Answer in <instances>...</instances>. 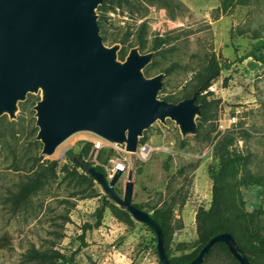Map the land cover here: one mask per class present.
Wrapping results in <instances>:
<instances>
[{
  "label": "rangeland",
  "instance_id": "rangeland-1",
  "mask_svg": "<svg viewBox=\"0 0 264 264\" xmlns=\"http://www.w3.org/2000/svg\"><path fill=\"white\" fill-rule=\"evenodd\" d=\"M219 3L127 0L120 5L104 3L96 10L102 23L100 35L107 46L114 44L112 38L122 39L124 44H120L127 54L142 24L145 47L140 52H148L155 38L162 39L158 53L143 69L147 77L168 70L158 92L160 99L176 103L187 94L194 74L211 56L220 65H229L210 85L212 91L208 89L209 116L198 134L182 139L173 122H155L142 137V144L150 148L146 160L120 153L125 167L114 184L119 196L130 166L133 204H143L144 211L151 214L164 201L174 203L173 232L167 245L171 257L188 255L198 246L195 214L210 202L208 171L217 165L213 147L219 134L226 130L247 133L246 137L239 136L233 147L250 154L249 171L264 182V0L235 7L227 14L217 11ZM244 56L247 58L241 60ZM38 99L39 95L28 94L18 104L13 121L6 115L0 118V264H41L29 260L32 250L71 256L72 264H159L154 234L143 224L134 221L130 226L115 218L112 205L118 206L107 198L100 225L83 232L82 227L96 222V211L105 194L95 181L80 177L87 176L65 153L71 150L74 155L94 136L76 133L52 156H40L32 110ZM101 149H112L113 153L104 151L101 155ZM101 149L96 156L98 165L110 166L118 154L112 147ZM36 155L42 159L37 161ZM100 155L102 159L108 156L107 162L99 161ZM88 157L86 162L94 166ZM52 161L56 162L54 175H48L37 193L11 212L7 193L16 190L40 164ZM257 188L242 190L249 212L264 210V190L260 188L258 202L248 192ZM261 219L264 223V215ZM201 264L235 263L222 249L214 248Z\"/></svg>",
  "mask_w": 264,
  "mask_h": 264
},
{
  "label": "water",
  "instance_id": "water-1",
  "mask_svg": "<svg viewBox=\"0 0 264 264\" xmlns=\"http://www.w3.org/2000/svg\"><path fill=\"white\" fill-rule=\"evenodd\" d=\"M104 1L0 0V118L6 115L13 121L18 104L28 94L39 95L32 110L40 156H52L80 132L124 146L132 157L144 131L155 122H173L182 139L196 134L201 116L197 92L176 103L160 99L165 73L152 77L143 73L154 51L142 53L135 45L120 59V43L104 44L96 13ZM65 155L72 156V163L99 185L107 199L148 227L156 239L159 263L171 264L157 221L132 203L131 167L119 196L114 184L121 170L107 180L71 150ZM218 242L225 244L238 264L248 263L234 239L222 233L211 237L187 264H201Z\"/></svg>",
  "mask_w": 264,
  "mask_h": 264
},
{
  "label": "trees",
  "instance_id": "trees-1",
  "mask_svg": "<svg viewBox=\"0 0 264 264\" xmlns=\"http://www.w3.org/2000/svg\"><path fill=\"white\" fill-rule=\"evenodd\" d=\"M160 1L166 2V0ZM253 1L257 0H220L217 11L220 14H227L231 9L247 6ZM125 2H127V0H105L98 9L102 8L104 3L120 5ZM98 25L102 30L100 19H98ZM144 29V24L139 26L134 44L130 45V48L138 45L139 49L142 50L145 47ZM104 39L106 40V38ZM111 40L112 43L118 41L122 45L124 44V40L122 39L117 40L116 38H112ZM161 44L162 39L155 38L152 46L147 51H154V55H156ZM118 55L120 59L125 57L126 53L124 48L121 47ZM246 58L247 56H244L241 60ZM228 66L229 65L226 63L220 65L215 57L211 56L208 59L207 65L194 74L191 90L176 100V102H178L187 97H191L193 93L197 92L195 103L200 105L201 112V116L197 118V134L200 131L202 123L205 122L209 116L208 111L211 103L208 101V98L211 92L208 89L210 85H212V82L218 78L220 71ZM165 73H168V70H166ZM165 101L172 102L171 100ZM239 136L246 137L247 133L244 131L237 132L236 130H226L222 134H219V139L213 147V156L217 159V165L209 168L208 171L211 180L210 202L207 208L199 207L196 211L195 229L198 246L190 254L171 257L167 249L168 242L173 232L172 218L174 203L172 201H164L160 207L154 209L150 214L151 217L157 221L162 230L165 255L171 264H187V262H190L196 257L200 249L211 237L222 233H227L234 239L238 246L239 253L247 259V264H264V223H262L261 219L264 215V210L259 209L249 212L245 207L244 198L242 196L243 188L259 187L264 190V182L257 180L249 171L248 163L250 154H242L233 147ZM143 142V138L139 140V144ZM91 149L92 143L85 142L83 148L74 155L86 160ZM104 151L111 154L113 153L112 149H101V155ZM101 155L98 157V160L107 162L108 156L102 159ZM35 159L40 161L42 157L36 155ZM55 166V161L40 164L36 171L26 176V178L19 183L16 190L12 192L9 191V193H7L9 210L11 212H16V210L26 203L31 196L35 195L42 185L45 184L48 175H54ZM73 166L77 167L74 164ZM94 168L102 172L106 178L105 171L101 164L95 165ZM86 176L87 177L80 175L81 178H86L90 182L94 181L90 176ZM89 196L90 195H87V197ZM105 199L106 197L103 195V202L96 211V222L93 225L86 224L82 227L83 232L100 225L104 210L107 206ZM135 205L139 209L144 210L143 204ZM112 209L115 218L119 221L130 226L134 223L130 215L122 208L112 205ZM214 248L222 249L231 261L238 264L222 242L215 243L204 255L203 260L211 254ZM28 258L31 261L41 264H53L58 261H60L61 264H72L71 256H65L59 252L48 254L32 250Z\"/></svg>",
  "mask_w": 264,
  "mask_h": 264
},
{
  "label": "built area",
  "instance_id": "built-area-1",
  "mask_svg": "<svg viewBox=\"0 0 264 264\" xmlns=\"http://www.w3.org/2000/svg\"><path fill=\"white\" fill-rule=\"evenodd\" d=\"M209 90L212 91V88L209 87ZM93 136H94V138L91 140L92 151L89 154L88 159L90 161L91 160L94 161L95 165H98V163H97L98 161H96L97 152L101 148H103L104 146L112 147L116 151V154H118V156H116L114 158L115 159L114 161L110 160L112 163V164H110V166H102L104 171H105L106 179L110 180L112 178V176L114 175L116 169H119L121 171L124 170L125 164L120 160V153L128 154V155H130V153L125 150L124 146H120L117 144H110V143L104 141L103 139H101L95 135H93ZM149 152H150V148L147 144H138L136 151L134 152V156L137 159L144 161L148 157Z\"/></svg>",
  "mask_w": 264,
  "mask_h": 264
},
{
  "label": "crops",
  "instance_id": "crops-1",
  "mask_svg": "<svg viewBox=\"0 0 264 264\" xmlns=\"http://www.w3.org/2000/svg\"><path fill=\"white\" fill-rule=\"evenodd\" d=\"M255 188H257V187H255ZM248 192H250L252 194L253 198L256 200V202H258L261 189L260 188H257L255 190L254 189H250V190L248 189Z\"/></svg>",
  "mask_w": 264,
  "mask_h": 264
}]
</instances>
